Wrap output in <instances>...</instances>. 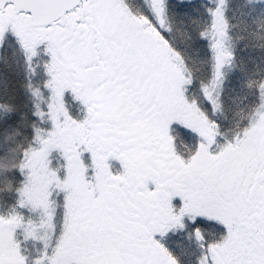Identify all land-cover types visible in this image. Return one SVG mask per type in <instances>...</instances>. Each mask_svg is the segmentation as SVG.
Segmentation results:
<instances>
[{"label": "snow or ice", "instance_id": "1", "mask_svg": "<svg viewBox=\"0 0 264 264\" xmlns=\"http://www.w3.org/2000/svg\"><path fill=\"white\" fill-rule=\"evenodd\" d=\"M0 264H264V0H0Z\"/></svg>", "mask_w": 264, "mask_h": 264}]
</instances>
